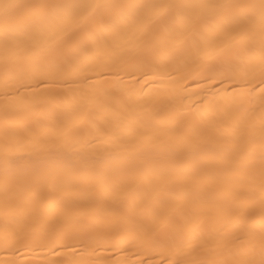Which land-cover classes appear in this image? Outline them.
Masks as SVG:
<instances>
[{
    "label": "bare ground",
    "instance_id": "bare-ground-1",
    "mask_svg": "<svg viewBox=\"0 0 264 264\" xmlns=\"http://www.w3.org/2000/svg\"><path fill=\"white\" fill-rule=\"evenodd\" d=\"M0 264H264V0H0Z\"/></svg>",
    "mask_w": 264,
    "mask_h": 264
}]
</instances>
